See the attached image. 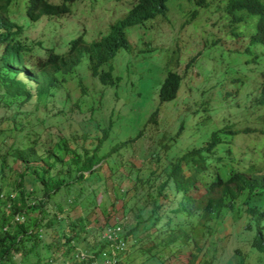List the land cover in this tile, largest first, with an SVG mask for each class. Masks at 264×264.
<instances>
[{"label": "trees", "instance_id": "trees-1", "mask_svg": "<svg viewBox=\"0 0 264 264\" xmlns=\"http://www.w3.org/2000/svg\"><path fill=\"white\" fill-rule=\"evenodd\" d=\"M14 1L0 0V264H208L199 255L228 232L225 217H238L235 212L241 205L244 227L250 228L251 222L255 227L249 244L263 251L264 170L253 163L231 168L219 154L211 158L221 141L218 130L203 145L164 161L159 151L115 159L147 124H155L158 104L175 97L181 78L177 71L166 70L157 87L158 103L142 126L107 150L103 147L110 116L98 127L99 133L89 134L81 127L52 130L50 119L58 124L66 103L55 108L49 104L66 77L85 64L101 86L115 83L109 61L129 45L126 28L163 14L166 0H133L105 33L91 40L78 33L63 50L55 49L54 40L46 44L26 38L25 25L9 15ZM22 1L27 18L35 21L66 13L73 0ZM227 3L256 15L251 38L264 43V0ZM239 19L240 15L232 18ZM83 55L86 61L80 63ZM77 83L82 86L79 78ZM64 94L69 97L67 91ZM257 100L264 103V83ZM72 103L64 119L67 125L72 113L92 119L94 102L84 109ZM79 139H88L89 145L79 144ZM174 139H164L161 133L158 149L165 151ZM109 159L125 168L119 177H111L115 184L109 171H101L103 165L109 169Z\"/></svg>", "mask_w": 264, "mask_h": 264}, {"label": "rangeland", "instance_id": "rangeland-1", "mask_svg": "<svg viewBox=\"0 0 264 264\" xmlns=\"http://www.w3.org/2000/svg\"><path fill=\"white\" fill-rule=\"evenodd\" d=\"M132 1L73 0L66 13L42 15L31 21L22 10L23 1L15 0L9 6V15L25 25L26 38H40L46 44L54 40L51 42H55V49L63 50L67 41L78 33L86 40L105 33L109 23L122 16ZM234 15H240L241 19L233 21ZM255 18V14L230 8L227 0L202 3L166 0L163 14L126 28L129 45L119 48L109 61L115 83L101 86L90 76L85 64L66 77L49 104L55 108L66 103L59 123L50 119L52 130L58 126L63 130L81 127L89 134L99 133L98 127L110 116L112 121L103 147L107 150L142 126L158 103L157 87L161 79L167 69H173L181 76L175 97L158 104L155 124H147L141 135L126 149H121L115 159L122 161L128 155L148 157L159 151L164 161L191 146L203 145L209 134L218 130L221 141L213 148L211 158L219 154L231 168L243 169L253 163L264 170V103L257 100L264 83V43L251 38ZM85 61L86 55H83L80 63ZM66 91L68 98H65ZM73 101L81 109L94 102L92 119H82L72 113L67 125L64 119L69 106H74ZM223 128L234 132L228 134ZM161 133L164 139L175 136L162 152L158 149ZM78 142L89 145L88 139ZM106 162L109 169L103 165L101 171H109L115 184L111 177H119L124 165L114 159ZM242 197L236 199L235 208ZM240 209L242 215L234 209L238 217L233 220L229 215L225 217L224 232H228L217 236L209 251L199 255V260L225 264L230 258L233 262L239 260V264H264V250L249 244L255 227L252 222L250 228L244 227L246 214L242 205ZM260 223L264 232V217Z\"/></svg>", "mask_w": 264, "mask_h": 264}, {"label": "clouds", "instance_id": "clouds-1", "mask_svg": "<svg viewBox=\"0 0 264 264\" xmlns=\"http://www.w3.org/2000/svg\"><path fill=\"white\" fill-rule=\"evenodd\" d=\"M214 148H215V147H214ZM113 261H114V258L112 259V261H109V262L113 263Z\"/></svg>", "mask_w": 264, "mask_h": 264}, {"label": "built area", "instance_id": "built-area-1", "mask_svg": "<svg viewBox=\"0 0 264 264\" xmlns=\"http://www.w3.org/2000/svg\"><path fill=\"white\" fill-rule=\"evenodd\" d=\"M16 217V216H15ZM115 228H117V227H115ZM112 261V260H111Z\"/></svg>", "mask_w": 264, "mask_h": 264}]
</instances>
